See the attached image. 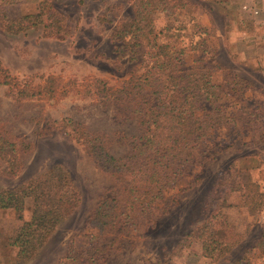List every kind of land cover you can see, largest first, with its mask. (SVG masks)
Wrapping results in <instances>:
<instances>
[{"label":"rangeland","instance_id":"1","mask_svg":"<svg viewBox=\"0 0 264 264\" xmlns=\"http://www.w3.org/2000/svg\"><path fill=\"white\" fill-rule=\"evenodd\" d=\"M38 1L0 5V63L30 84H40L45 77L59 84L54 96L24 99H16L0 85V125L18 142L21 165L14 176L0 171V187H17L60 164L81 200L37 255L20 262L7 238L14 228L29 225L30 201L21 212L0 208V264L57 263L69 240L86 230L101 195L115 184L114 175L103 171L56 121L69 118L83 124L103 138L114 156H124L139 134L136 119L122 115L120 102L106 103L81 86L89 76L114 84L138 71L139 61L127 60L116 35L117 28L136 19V0H50L66 32L62 38L47 37L41 28H6L7 20L36 12L44 0ZM147 4L154 28L137 33L151 36L162 30L159 42L182 50L181 70L194 67L199 72L207 95L230 120L206 129L200 154H208V159L196 167L199 181L189 186L186 180L181 182L178 203L167 213L161 203L137 210L133 224L105 253L102 264H232L238 259L241 264H264V244H258L264 233V202L244 206L238 183L253 180L264 192V0H148ZM235 159H239L237 175L231 168ZM223 189L230 191L221 212L234 226L230 240L236 245L214 260L196 225L211 212Z\"/></svg>","mask_w":264,"mask_h":264},{"label":"trees","instance_id":"2","mask_svg":"<svg viewBox=\"0 0 264 264\" xmlns=\"http://www.w3.org/2000/svg\"><path fill=\"white\" fill-rule=\"evenodd\" d=\"M11 1L0 0V5H11ZM147 3L148 0H136V19L116 29L122 54L128 61H139L138 71L114 84L92 76L81 82L89 96L100 97L106 103L120 102L122 115L136 119L139 134L130 141L128 152L114 156L103 138L83 124L69 118L56 121L64 132L80 141L103 171L114 175L115 184L101 195L90 212L86 230L69 240L64 256L55 264H102L105 253L133 224L137 210L161 203L162 212L167 213L178 203L181 182L186 180L189 186L199 181L196 167L208 159V154H200L207 138L206 129L230 120L207 95L199 72L194 67L181 70L182 50L173 51L166 43L159 42L162 30L151 36L137 33L143 29L152 32L154 28ZM38 5L36 12L7 20L6 28L11 31L41 28L47 37H64L65 29L52 10L51 1L44 0ZM51 79L45 77L40 84H30V80L17 78L0 63V85H5L16 99L54 96L59 82L53 85ZM19 155L18 142L0 125V161L3 162L0 171L7 176L17 175L21 167ZM238 161L235 159L231 165L236 175L239 170L234 168ZM240 181L242 204L263 205L264 192L259 184L247 179ZM229 191L223 189L217 193L211 212L196 225L214 260L236 245L230 240L234 226L221 212ZM26 200L30 201L29 225L14 228L7 238L8 244L16 248L18 262L37 255L58 225L77 208L81 198L65 167L54 164L17 187H0L1 209L21 212ZM110 234L113 237L106 242ZM188 235L191 232L185 236ZM258 244H264V233ZM232 264H241V259Z\"/></svg>","mask_w":264,"mask_h":264}]
</instances>
